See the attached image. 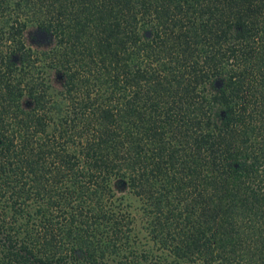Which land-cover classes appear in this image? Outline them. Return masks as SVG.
I'll return each mask as SVG.
<instances>
[{
  "label": "trees",
  "instance_id": "trees-1",
  "mask_svg": "<svg viewBox=\"0 0 264 264\" xmlns=\"http://www.w3.org/2000/svg\"><path fill=\"white\" fill-rule=\"evenodd\" d=\"M0 264H264V0H0Z\"/></svg>",
  "mask_w": 264,
  "mask_h": 264
},
{
  "label": "rangeland",
  "instance_id": "rangeland-1",
  "mask_svg": "<svg viewBox=\"0 0 264 264\" xmlns=\"http://www.w3.org/2000/svg\"><path fill=\"white\" fill-rule=\"evenodd\" d=\"M124 195L126 200L130 202L133 212L138 216L141 214V200L138 196H135L133 193H130L125 189Z\"/></svg>",
  "mask_w": 264,
  "mask_h": 264
},
{
  "label": "water",
  "instance_id": "water-1",
  "mask_svg": "<svg viewBox=\"0 0 264 264\" xmlns=\"http://www.w3.org/2000/svg\"><path fill=\"white\" fill-rule=\"evenodd\" d=\"M37 40L44 41L48 38V33L45 30H38L36 32ZM217 84H220V81H217Z\"/></svg>",
  "mask_w": 264,
  "mask_h": 264
}]
</instances>
